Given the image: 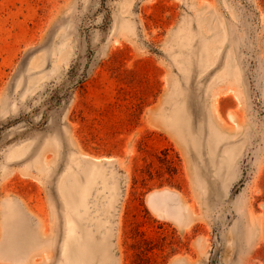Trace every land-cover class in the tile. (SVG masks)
I'll use <instances>...</instances> for the list:
<instances>
[{
    "label": "rangeland",
    "instance_id": "rangeland-1",
    "mask_svg": "<svg viewBox=\"0 0 264 264\" xmlns=\"http://www.w3.org/2000/svg\"><path fill=\"white\" fill-rule=\"evenodd\" d=\"M0 264H264V0H0Z\"/></svg>",
    "mask_w": 264,
    "mask_h": 264
},
{
    "label": "bare ground",
    "instance_id": "bare-ground-1",
    "mask_svg": "<svg viewBox=\"0 0 264 264\" xmlns=\"http://www.w3.org/2000/svg\"><path fill=\"white\" fill-rule=\"evenodd\" d=\"M165 203H166V202H165ZM165 203H164V204H165Z\"/></svg>",
    "mask_w": 264,
    "mask_h": 264
}]
</instances>
